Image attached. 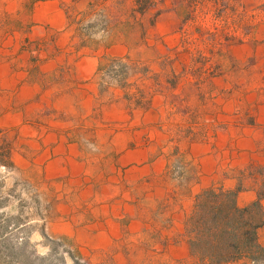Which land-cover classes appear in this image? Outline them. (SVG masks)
Listing matches in <instances>:
<instances>
[{"label": "rangeland", "instance_id": "rangeland-1", "mask_svg": "<svg viewBox=\"0 0 264 264\" xmlns=\"http://www.w3.org/2000/svg\"><path fill=\"white\" fill-rule=\"evenodd\" d=\"M36 1L0 0V230L21 253L10 264H177L166 254L191 236L194 205L176 224L197 176L190 143L264 105V0H58L76 33L54 40L46 73ZM113 42L128 53L94 54ZM85 58L100 64L92 84L74 79ZM241 257L264 264L261 248L229 262Z\"/></svg>", "mask_w": 264, "mask_h": 264}, {"label": "crops", "instance_id": "crops-1", "mask_svg": "<svg viewBox=\"0 0 264 264\" xmlns=\"http://www.w3.org/2000/svg\"><path fill=\"white\" fill-rule=\"evenodd\" d=\"M36 2L38 3L33 5L32 17L40 23L37 28L41 30L42 35L47 40L52 39L53 44V46L47 48L45 54H40V60L47 62L44 64V67H46L45 72L50 69L49 67L56 68L58 66V63L54 60L55 41L59 49L64 48L75 36L76 29L72 27L71 18L63 10L58 0H37ZM164 30L165 27L161 23H157V31L162 33ZM18 34V31L14 30V32L5 33V37H12V35L17 37ZM129 49L130 45L123 42H113L99 47L94 54L122 55L128 53ZM64 50L67 51L68 49ZM51 61L55 63L54 66H51ZM29 70L30 73L33 71L32 68ZM75 70V80H89L91 84L93 83L92 80H95V76L101 72L100 64L96 58L83 59L81 63L77 64ZM15 75L8 78L13 79ZM8 80H4V86L10 84ZM37 80L38 78L35 77H31L28 82L23 83L21 79L19 80L22 83L21 87L28 89L25 95L32 97L37 94ZM75 84L84 86L86 83L82 84L78 81ZM259 108L252 123L240 121L239 114L233 118L222 114V122L216 127L215 132L208 130L209 127L212 128L211 124L207 125L203 132L206 135H215L212 141L210 138L205 137L204 140L190 143L191 155H187L189 157L195 156L197 176L188 187L187 194L179 201L177 208L179 213L176 216L181 220L179 222L175 221L178 231H183L185 218L192 211L197 195L210 187H222L225 190L238 189L237 203L240 206L248 205L260 197L264 208V194L259 193L260 188L258 185L261 180H264V105L261 103ZM249 168H260V173L250 171ZM257 242L264 247V223L257 229ZM169 249V254H166L168 261L171 258L172 262L177 264L189 260L195 261V264H200L198 258L191 251L187 239H175L174 242L169 243ZM163 256L165 257V254ZM253 262V259L241 257L227 264H252Z\"/></svg>", "mask_w": 264, "mask_h": 264}, {"label": "trees", "instance_id": "trees-1", "mask_svg": "<svg viewBox=\"0 0 264 264\" xmlns=\"http://www.w3.org/2000/svg\"><path fill=\"white\" fill-rule=\"evenodd\" d=\"M2 157L10 160L9 150H5ZM3 161L0 158L1 165H8ZM237 195L238 189L225 190L222 187H210L197 195L186 226L191 235V250L199 256L201 264H224L243 253L250 255L252 248L264 250L257 242V229L264 223L261 199L240 206ZM1 231L0 264H10L21 253L14 246L2 245L4 235Z\"/></svg>", "mask_w": 264, "mask_h": 264}]
</instances>
